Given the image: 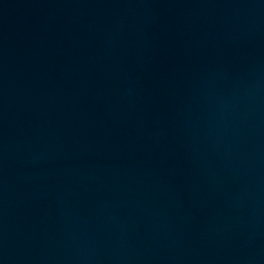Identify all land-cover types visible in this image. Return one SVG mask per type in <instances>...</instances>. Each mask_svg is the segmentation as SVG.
I'll return each instance as SVG.
<instances>
[{"label":"water","instance_id":"1","mask_svg":"<svg viewBox=\"0 0 264 264\" xmlns=\"http://www.w3.org/2000/svg\"><path fill=\"white\" fill-rule=\"evenodd\" d=\"M0 264H264V0H0Z\"/></svg>","mask_w":264,"mask_h":264}]
</instances>
